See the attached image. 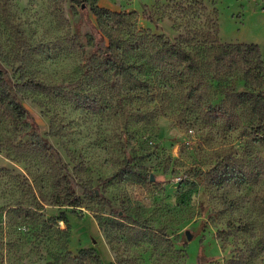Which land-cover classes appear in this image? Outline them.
Masks as SVG:
<instances>
[{"label":"rangeland","instance_id":"374dc122","mask_svg":"<svg viewBox=\"0 0 264 264\" xmlns=\"http://www.w3.org/2000/svg\"><path fill=\"white\" fill-rule=\"evenodd\" d=\"M0 68V264H264V0H0Z\"/></svg>","mask_w":264,"mask_h":264},{"label":"trees","instance_id":"16d2710c","mask_svg":"<svg viewBox=\"0 0 264 264\" xmlns=\"http://www.w3.org/2000/svg\"><path fill=\"white\" fill-rule=\"evenodd\" d=\"M74 3H78L79 0H71ZM210 48L217 50V55L215 56V60L217 63H225L226 59L230 58V62L236 63V55H242L245 57L246 55H255L259 57L260 49L257 45H247V44H220L217 37H210ZM165 53L170 58H176L181 61H190L192 56L190 53L186 52L180 45L177 43L171 45ZM109 58V57H108ZM110 59V58H109ZM264 85V83H263ZM15 85L13 82L7 77L6 72L0 68V102L8 104L15 115L19 118H28L32 121V126L34 129H37V125L32 120L29 112L23 106L19 98L13 94ZM250 90V93L246 91ZM239 102L242 105H248L257 109L259 106V101L255 98L254 93H252L251 88H245L243 92H241L238 96ZM262 143L264 145V139H262ZM67 194L71 200L69 203L74 206H78L80 203V198L75 196L74 192L71 188H68Z\"/></svg>","mask_w":264,"mask_h":264},{"label":"water","instance_id":"95a60500","mask_svg":"<svg viewBox=\"0 0 264 264\" xmlns=\"http://www.w3.org/2000/svg\"><path fill=\"white\" fill-rule=\"evenodd\" d=\"M246 92L247 93H250V90H247ZM151 180H153V177H151ZM186 236H187V239L188 240H191L192 239V235L188 231L186 232Z\"/></svg>","mask_w":264,"mask_h":264}]
</instances>
